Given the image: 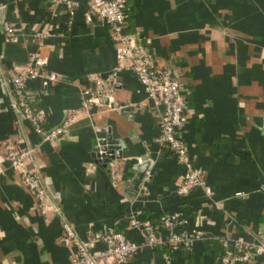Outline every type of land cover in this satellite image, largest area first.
Returning a JSON list of instances; mask_svg holds the SVG:
<instances>
[{
	"label": "crops",
	"instance_id": "1",
	"mask_svg": "<svg viewBox=\"0 0 264 264\" xmlns=\"http://www.w3.org/2000/svg\"><path fill=\"white\" fill-rule=\"evenodd\" d=\"M126 2L127 29L149 38L155 61L184 84L182 137L209 191L176 192L185 166L162 144L158 111L133 72H118L111 104L82 106L83 90L95 86L92 74L109 78L115 64L108 26L95 16L86 20L85 0H77L70 22L65 7L52 0H0V264H74L64 221L80 236L113 226L141 244L122 262L98 264H160V250L126 224L133 208L153 219L178 211L185 225L204 230L190 248L173 254L172 264H218L222 237L253 239L257 228L264 229V0ZM42 29L51 34L39 43L33 31ZM32 51L57 74L47 86L33 79L26 87L43 124L57 125L76 110L68 132L54 141L42 140L11 105L4 70L26 62ZM108 134L122 138L126 149L104 164L93 147ZM25 140L37 145L36 161L57 209L42 212L4 158L5 142ZM144 154L149 166L134 193L131 183Z\"/></svg>",
	"mask_w": 264,
	"mask_h": 264
},
{
	"label": "built area",
	"instance_id": "2",
	"mask_svg": "<svg viewBox=\"0 0 264 264\" xmlns=\"http://www.w3.org/2000/svg\"><path fill=\"white\" fill-rule=\"evenodd\" d=\"M89 5L86 20L92 21L93 16L108 26L111 38L115 42V64L109 78H103L99 73H93L94 88L83 90L82 106L100 105L104 97L111 104L116 76L120 70L127 69L135 74L146 96L156 107L159 120V135L165 145L184 164L185 169L176 192L180 195L189 193L195 187L209 191L205 172L193 165L188 158L187 146L182 137V130L187 122L185 87L175 71L168 66L158 64L149 47L150 39L141 38L127 29V0H85ZM55 4L65 7L70 22L75 13L77 0H52ZM6 34L13 36L8 24L4 25ZM51 34L50 29L33 31L34 38L39 42ZM6 83L12 95L11 105L19 114L20 119L27 121L32 130L39 134L42 140L54 141L68 132L76 110L66 113L63 121L52 127L43 124L37 111L29 102L26 93L28 81L40 79L42 86H47L56 79V72L47 68L45 58L37 52H30L23 64H16L4 70ZM125 104H117L123 108ZM79 110V109H78ZM37 145L25 140L24 145L7 141L3 145L4 158L8 165L16 169L23 184L34 194L42 212L49 208L57 209L50 201L49 193L43 182L39 165L36 161ZM114 175L117 166L111 165ZM2 170L0 169V172ZM126 224L135 228L142 236L143 243L161 252L160 264H172L173 256L164 247L174 253L180 249L190 248L193 242L205 236L199 227H188L178 211L162 212L157 218L147 216L142 208L131 209L125 217ZM63 238L72 248L74 264H98L102 259L122 262L132 257L141 244L129 239L122 229L107 226L102 229L89 230L85 236H80L72 223H62ZM223 251L218 264H246L255 257L264 259V229L257 228L254 238H246L242 234L221 238Z\"/></svg>",
	"mask_w": 264,
	"mask_h": 264
},
{
	"label": "water",
	"instance_id": "3",
	"mask_svg": "<svg viewBox=\"0 0 264 264\" xmlns=\"http://www.w3.org/2000/svg\"><path fill=\"white\" fill-rule=\"evenodd\" d=\"M105 102H108L107 98L104 97ZM96 152L97 161H102L104 164L111 162L115 158H119L122 151L126 149V144L122 138H113L110 134L98 138L96 144L93 147ZM146 154L139 157L140 165L136 175L134 176L131 183V191L137 192L141 180L145 174V170L149 166V160L145 159Z\"/></svg>",
	"mask_w": 264,
	"mask_h": 264
},
{
	"label": "trees",
	"instance_id": "4",
	"mask_svg": "<svg viewBox=\"0 0 264 264\" xmlns=\"http://www.w3.org/2000/svg\"><path fill=\"white\" fill-rule=\"evenodd\" d=\"M185 224H182V226H184ZM221 245H222V249H223V244H222V241H221ZM164 250L165 251H169L171 253V255L173 256L174 254V251H171L168 247H164ZM183 249H180L178 251H182ZM223 251V250H222ZM222 253V252H221ZM221 255V254H220Z\"/></svg>",
	"mask_w": 264,
	"mask_h": 264
}]
</instances>
